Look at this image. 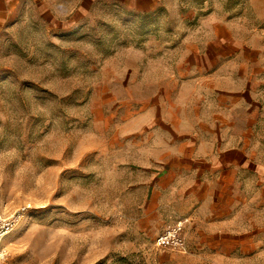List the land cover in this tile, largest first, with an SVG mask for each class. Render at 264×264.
<instances>
[{
    "label": "rangeland",
    "instance_id": "1",
    "mask_svg": "<svg viewBox=\"0 0 264 264\" xmlns=\"http://www.w3.org/2000/svg\"><path fill=\"white\" fill-rule=\"evenodd\" d=\"M263 30L264 0H0L5 264H234L203 262L141 181L221 39ZM184 219L187 253L155 244Z\"/></svg>",
    "mask_w": 264,
    "mask_h": 264
},
{
    "label": "crops",
    "instance_id": "2",
    "mask_svg": "<svg viewBox=\"0 0 264 264\" xmlns=\"http://www.w3.org/2000/svg\"><path fill=\"white\" fill-rule=\"evenodd\" d=\"M257 32L221 39V62L200 66L192 84L198 108L160 118L175 139L141 181L148 206L175 204L173 220L189 218L187 238L203 262L264 264V30Z\"/></svg>",
    "mask_w": 264,
    "mask_h": 264
},
{
    "label": "built area",
    "instance_id": "3",
    "mask_svg": "<svg viewBox=\"0 0 264 264\" xmlns=\"http://www.w3.org/2000/svg\"><path fill=\"white\" fill-rule=\"evenodd\" d=\"M19 217L15 215L7 216L0 207V264H5L8 257V248L5 239L14 230ZM187 220H178L161 233L155 241L160 248L177 249L187 253L188 245L184 236Z\"/></svg>",
    "mask_w": 264,
    "mask_h": 264
}]
</instances>
